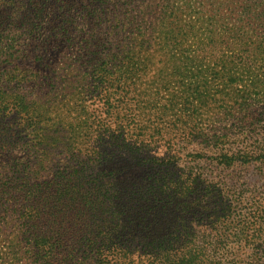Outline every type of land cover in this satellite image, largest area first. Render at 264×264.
Segmentation results:
<instances>
[{"label":"trees","instance_id":"trees-1","mask_svg":"<svg viewBox=\"0 0 264 264\" xmlns=\"http://www.w3.org/2000/svg\"><path fill=\"white\" fill-rule=\"evenodd\" d=\"M0 264H264V0H0Z\"/></svg>","mask_w":264,"mask_h":264},{"label":"rangeland","instance_id":"rangeland-1","mask_svg":"<svg viewBox=\"0 0 264 264\" xmlns=\"http://www.w3.org/2000/svg\"><path fill=\"white\" fill-rule=\"evenodd\" d=\"M86 1H89L91 2L92 0H86ZM53 57H51V65H53V60H52ZM62 67V66H61ZM63 70L61 72L57 71V72H52L50 73V71L52 70H49L50 68H45L43 71L42 69H33L32 72L34 73H31L29 70L28 72H24V75L26 76L27 79H29L28 81L30 82V80H33V84L31 85H35V81L34 80H44L45 82H48V84H51V88L53 89L52 92H54L52 95H50L51 97H48V98H43L42 99V102L43 103H47V102H52L53 98L56 97L57 95L56 94H62V97H67L68 94H71V96H74V97H67V100L68 101H72V103L75 104V107L73 108V114L75 112V108L78 107V110H82L85 106V101L83 102V97L84 96V93L83 94H80L82 92H84V74L83 72L82 73H79L77 74L76 72H72L70 71V66H67L66 68L62 67ZM36 70V71H35ZM49 71V72H48ZM28 76V77H27ZM67 82H71V83H67ZM41 83V82H39ZM42 88V87H41ZM58 90V91H57ZM57 91V92H56ZM30 92L32 93V97H34L35 95L37 97L41 96V94L39 93H36L34 92L33 90H30ZM42 93V91H41ZM43 94V93H42ZM78 96H81V99L78 100ZM42 98V96H41ZM89 102V101H88ZM88 106L91 108V105L90 103H87ZM91 115V113H90ZM88 116H86V118H88ZM89 122H91V119H87Z\"/></svg>","mask_w":264,"mask_h":264}]
</instances>
